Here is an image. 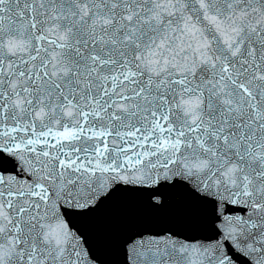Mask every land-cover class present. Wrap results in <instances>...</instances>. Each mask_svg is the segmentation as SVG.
I'll return each instance as SVG.
<instances>
[{
  "label": "snow or ice",
  "instance_id": "obj_1",
  "mask_svg": "<svg viewBox=\"0 0 264 264\" xmlns=\"http://www.w3.org/2000/svg\"><path fill=\"white\" fill-rule=\"evenodd\" d=\"M0 264H264V0H0Z\"/></svg>",
  "mask_w": 264,
  "mask_h": 264
}]
</instances>
